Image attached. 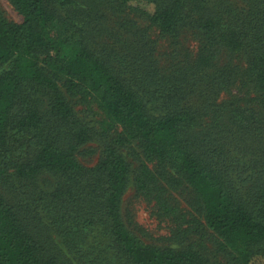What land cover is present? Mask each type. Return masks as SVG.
<instances>
[{
  "label": "trees",
  "instance_id": "trees-1",
  "mask_svg": "<svg viewBox=\"0 0 264 264\" xmlns=\"http://www.w3.org/2000/svg\"><path fill=\"white\" fill-rule=\"evenodd\" d=\"M10 1L22 21L0 8V264L264 261V0ZM94 138L104 147L89 167L77 156ZM133 145L135 171L121 152ZM131 176L166 215L179 214L166 193L192 192L202 220L175 234L188 245L129 230Z\"/></svg>",
  "mask_w": 264,
  "mask_h": 264
},
{
  "label": "rangeland",
  "instance_id": "rangeland-1",
  "mask_svg": "<svg viewBox=\"0 0 264 264\" xmlns=\"http://www.w3.org/2000/svg\"><path fill=\"white\" fill-rule=\"evenodd\" d=\"M233 4L239 5L240 0H230ZM219 0H213V3L217 4ZM0 8L7 19L13 22H21L22 15L11 3L10 0H0ZM143 25L148 23L142 22ZM59 30L62 32L63 28L60 25ZM153 36L158 39L159 34L156 31H152ZM159 41L161 39L159 38ZM184 46L192 52H196L198 43L195 37L191 35H185L182 39ZM170 46L165 40H162L159 46V54L162 55L169 51ZM225 58L226 55H224ZM235 61L240 65L245 66V60L239 57H233ZM236 94L237 91H234ZM223 97H226L225 95ZM78 114L91 125H94L97 129L102 130L101 123H98V118H94L89 113V109L85 105H78L76 107ZM97 121V122H96ZM110 132H105V137L110 136ZM136 144V143H134ZM103 140L100 138H94L92 141L83 146L78 153V159L86 166H94L100 159L103 149ZM121 152L125 155L127 161L130 163L132 171H135L139 165L140 150L133 145L132 147L122 148ZM55 183V179L50 175L44 174L39 178V184L43 190L47 191ZM2 188V187H1ZM3 193L14 201H17L18 195L13 190V186L6 184V187L2 188ZM167 202L169 205L177 207L179 214L177 216H170L164 214V210L160 207L156 199L142 196L137 192L133 176H131L128 188L122 198V214L126 225L129 230L139 237L145 244L155 245L159 247H185L188 245L189 239L181 240L179 236L175 234L180 233V229L186 228L188 223L194 218H201L196 213L193 205V195L189 189H171L166 193ZM47 221V218L44 217ZM202 220V218H201ZM180 226V229L178 227ZM210 234V231H209ZM211 238V236H208ZM212 239V238H211ZM55 244L59 247L62 246L58 237H55ZM218 261H222L224 264V258L218 254ZM255 264H264V261L257 262Z\"/></svg>",
  "mask_w": 264,
  "mask_h": 264
}]
</instances>
